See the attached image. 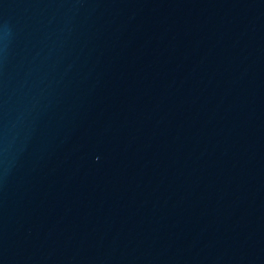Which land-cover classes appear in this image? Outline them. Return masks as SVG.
<instances>
[{"label":"water","instance_id":"obj_1","mask_svg":"<svg viewBox=\"0 0 264 264\" xmlns=\"http://www.w3.org/2000/svg\"><path fill=\"white\" fill-rule=\"evenodd\" d=\"M0 264H264V0H0Z\"/></svg>","mask_w":264,"mask_h":264}]
</instances>
